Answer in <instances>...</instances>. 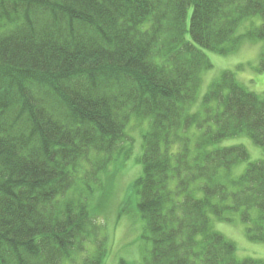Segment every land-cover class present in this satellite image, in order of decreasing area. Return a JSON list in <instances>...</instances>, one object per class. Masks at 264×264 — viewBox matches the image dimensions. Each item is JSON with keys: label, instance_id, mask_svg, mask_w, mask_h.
Returning a JSON list of instances; mask_svg holds the SVG:
<instances>
[{"label": "trees", "instance_id": "1", "mask_svg": "<svg viewBox=\"0 0 264 264\" xmlns=\"http://www.w3.org/2000/svg\"><path fill=\"white\" fill-rule=\"evenodd\" d=\"M245 39L264 42V0H0V264H104L90 207L132 118L149 121L133 189L150 248L131 264H264L211 225L239 215L264 243V162L229 188L247 149H207H264V96L225 71L192 112L207 53Z\"/></svg>", "mask_w": 264, "mask_h": 264}, {"label": "rangeland", "instance_id": "2", "mask_svg": "<svg viewBox=\"0 0 264 264\" xmlns=\"http://www.w3.org/2000/svg\"><path fill=\"white\" fill-rule=\"evenodd\" d=\"M191 15L192 11L189 12V18ZM262 24L263 20L260 17L245 20L238 34L245 33L250 28L259 27ZM263 51V41L245 39L239 48L230 55L221 56L207 53L213 67L202 73L201 88L197 101L192 107V112L202 109L203 98L208 93L211 84L218 81L225 71L234 74L236 80L249 92L263 97L264 73H259L257 70ZM148 130V120L131 119L126 129L124 150L118 161L110 165L108 174L101 176L100 186L95 189L90 210L100 228L101 236L107 238L108 253L104 264H119L122 260L129 264L141 263L150 248L149 241H145L144 238L143 221L135 206L138 195L133 189L134 180L139 178L142 173V165L139 161L143 155V138ZM198 139L199 133L196 142ZM193 141L195 142V138ZM240 145L247 149L250 159L236 166L230 172L222 173V183L229 188V182L242 176L250 163L264 162V149L258 147L245 135L207 147V149H216ZM192 152L194 154L197 152L195 145L192 146ZM102 203L104 205L99 208L98 205ZM107 206L109 209L105 213ZM229 217L231 218L229 222H220L212 218V229L236 245L238 260H264V243H254L248 240L247 225L239 215L229 214ZM91 247L90 250H92ZM80 262L77 260L76 264Z\"/></svg>", "mask_w": 264, "mask_h": 264}]
</instances>
